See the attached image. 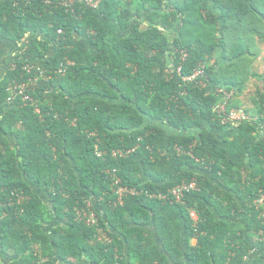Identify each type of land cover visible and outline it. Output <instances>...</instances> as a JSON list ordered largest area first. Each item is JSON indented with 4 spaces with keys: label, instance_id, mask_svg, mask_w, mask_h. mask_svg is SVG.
<instances>
[{
    "label": "trees",
    "instance_id": "trees-1",
    "mask_svg": "<svg viewBox=\"0 0 264 264\" xmlns=\"http://www.w3.org/2000/svg\"><path fill=\"white\" fill-rule=\"evenodd\" d=\"M92 1L0 0V264H264V0Z\"/></svg>",
    "mask_w": 264,
    "mask_h": 264
},
{
    "label": "built area",
    "instance_id": "built-area-1",
    "mask_svg": "<svg viewBox=\"0 0 264 264\" xmlns=\"http://www.w3.org/2000/svg\"><path fill=\"white\" fill-rule=\"evenodd\" d=\"M85 3L87 6H94V2L92 0H85ZM73 4L72 1H67V2H64V6L66 8H70V6ZM60 32V31H59ZM180 56H181V62H184V60L186 59L187 57V54L185 52H181L180 53ZM68 64L70 65L71 63L68 62ZM169 70V69H168ZM60 72H63L64 73V70L61 69ZM168 72V71H167ZM170 73V72H169ZM181 73V67L179 66L177 69H176V74L177 75H180ZM204 76V70H203V66L202 67H198L193 75H191L190 77H187V78H183V81L184 82H190V81H196V80H200V77ZM199 84L204 86V83L199 81ZM220 109H224L223 107L220 106ZM247 119V116H245L243 110H231L227 115H225V119L222 120V124H225V123H232V124H238L244 120ZM114 173V171L112 172ZM114 184L116 186H118L119 184V180L116 179L114 181ZM192 189L193 188V185L191 186H180L178 188H176L174 191H172V195L175 197L176 201L179 202L181 200V197H182V194L184 191H188V189ZM115 194L117 196V200L119 203H122V199L126 196H133V195H136L137 192L136 190H134L133 188L132 189H128V188H125V187H122L121 185L118 186L116 188V191H115ZM18 202H22L24 201V197L21 196V195H18ZM164 198V197H162ZM257 203V202H256ZM258 203L260 204H263L264 203V194L260 196L259 200H258ZM82 215L79 219H81L87 226H93V225H96V221H97V218H96V215L93 213V212H89V213H83V214H80ZM190 217L193 221H196L197 218L195 216V214L192 212L190 214ZM99 240H101L102 242H110V240L105 236V235H100L99 234Z\"/></svg>",
    "mask_w": 264,
    "mask_h": 264
},
{
    "label": "crops",
    "instance_id": "crops-1",
    "mask_svg": "<svg viewBox=\"0 0 264 264\" xmlns=\"http://www.w3.org/2000/svg\"><path fill=\"white\" fill-rule=\"evenodd\" d=\"M256 44H257V47L259 48V54L264 57V40L263 41L257 40ZM217 55L219 56L220 54L218 53ZM260 55H258L257 58H255L251 64V71L257 75L258 79L257 78L249 79V81H247V84H246V86H248L247 90L243 92V94L238 96L240 100L239 101L240 104H243V106L247 109H250V105H249L250 98L249 97L251 96L250 94H253L255 92V86L256 87L264 86V58L261 59ZM247 56H249L250 58H254L253 55H247ZM192 244H195V240L192 241Z\"/></svg>",
    "mask_w": 264,
    "mask_h": 264
},
{
    "label": "rangeland",
    "instance_id": "rangeland-1",
    "mask_svg": "<svg viewBox=\"0 0 264 264\" xmlns=\"http://www.w3.org/2000/svg\"><path fill=\"white\" fill-rule=\"evenodd\" d=\"M259 40V39H258ZM256 43H257V40H256ZM255 48V52L258 53L259 52V48L257 47V44L256 46L254 47ZM260 55V54H259ZM261 59L264 58L262 55H260ZM257 58V57H255ZM251 95V94H250ZM253 112V111H252ZM254 113V112H253Z\"/></svg>",
    "mask_w": 264,
    "mask_h": 264
},
{
    "label": "clouds",
    "instance_id": "clouds-1",
    "mask_svg": "<svg viewBox=\"0 0 264 264\" xmlns=\"http://www.w3.org/2000/svg\"><path fill=\"white\" fill-rule=\"evenodd\" d=\"M69 62V61H68ZM71 64L69 65V66H71L72 65V62H70Z\"/></svg>",
    "mask_w": 264,
    "mask_h": 264
},
{
    "label": "water",
    "instance_id": "water-1",
    "mask_svg": "<svg viewBox=\"0 0 264 264\" xmlns=\"http://www.w3.org/2000/svg\"><path fill=\"white\" fill-rule=\"evenodd\" d=\"M236 127H238V126L236 125Z\"/></svg>",
    "mask_w": 264,
    "mask_h": 264
}]
</instances>
